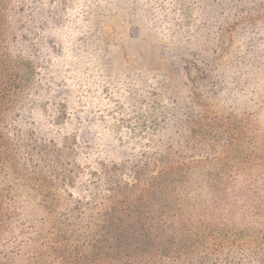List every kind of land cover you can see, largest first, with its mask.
<instances>
[{"label":"trees","instance_id":"16d2710c","mask_svg":"<svg viewBox=\"0 0 264 264\" xmlns=\"http://www.w3.org/2000/svg\"><path fill=\"white\" fill-rule=\"evenodd\" d=\"M10 1L0 0V257L264 264V0L164 3L155 82L149 95L139 87L142 104L118 139L82 117L61 137L27 122L47 45L15 41ZM100 1H85L86 17ZM118 1L132 3L103 8ZM105 31L104 44L121 49Z\"/></svg>","mask_w":264,"mask_h":264},{"label":"rangeland","instance_id":"374dc122","mask_svg":"<svg viewBox=\"0 0 264 264\" xmlns=\"http://www.w3.org/2000/svg\"><path fill=\"white\" fill-rule=\"evenodd\" d=\"M85 1H10L7 13L11 20L10 33L15 36V41L26 42L32 50L41 42L47 45L44 59L36 60L41 96L27 122L37 123L44 131L49 128L44 132L48 136L57 134L60 129L58 137H61L73 134L82 117L101 136L118 139L120 128H131L135 107L142 104L138 98L142 93L139 87L147 84L149 95V86L155 82L152 72L155 63L159 62V46L163 38L161 29L164 30L161 25L163 14L158 10L164 3L171 10L175 6L172 0H132V3L118 1L109 8H103L106 0H101V6L96 2L90 9L91 15L86 17ZM235 2L232 0L230 4ZM128 5L129 11L126 9ZM102 25L114 36L121 49L109 47L110 43L104 44L100 39L105 37V32L108 34L105 29H99ZM191 73L194 75L195 71ZM40 102L48 104L47 111ZM58 113L60 117L57 120ZM64 147H68L67 143ZM77 150L80 154L83 152ZM38 214L45 213L38 210ZM20 219L24 222V218ZM29 219L35 220L34 223L41 220ZM47 219L53 223L60 220ZM36 227L42 234L50 232L54 239H57L56 233L62 235L63 232L56 231V228L49 231L48 224L44 228L41 224ZM32 229L26 227L28 234H32ZM31 259L28 252L23 258H15L11 264H30ZM0 264L8 262L0 257Z\"/></svg>","mask_w":264,"mask_h":264}]
</instances>
